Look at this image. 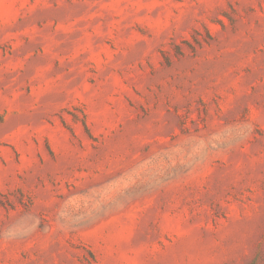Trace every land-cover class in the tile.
Here are the masks:
<instances>
[{
	"label": "rangeland",
	"instance_id": "obj_1",
	"mask_svg": "<svg viewBox=\"0 0 264 264\" xmlns=\"http://www.w3.org/2000/svg\"><path fill=\"white\" fill-rule=\"evenodd\" d=\"M0 264H264V0H0Z\"/></svg>",
	"mask_w": 264,
	"mask_h": 264
}]
</instances>
